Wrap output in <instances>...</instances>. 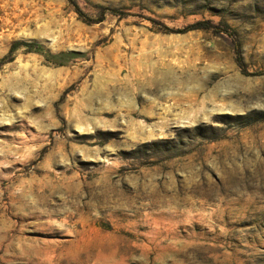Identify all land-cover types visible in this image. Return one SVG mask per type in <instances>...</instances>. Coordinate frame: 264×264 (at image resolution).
I'll return each instance as SVG.
<instances>
[{
	"label": "rangeland",
	"instance_id": "1",
	"mask_svg": "<svg viewBox=\"0 0 264 264\" xmlns=\"http://www.w3.org/2000/svg\"><path fill=\"white\" fill-rule=\"evenodd\" d=\"M0 264H264V0H0Z\"/></svg>",
	"mask_w": 264,
	"mask_h": 264
},
{
	"label": "bare ground",
	"instance_id": "2",
	"mask_svg": "<svg viewBox=\"0 0 264 264\" xmlns=\"http://www.w3.org/2000/svg\"><path fill=\"white\" fill-rule=\"evenodd\" d=\"M223 109H226V108H220V110H223ZM164 119H166V118H164ZM169 119H166V121H168ZM150 135V134H149Z\"/></svg>",
	"mask_w": 264,
	"mask_h": 264
}]
</instances>
